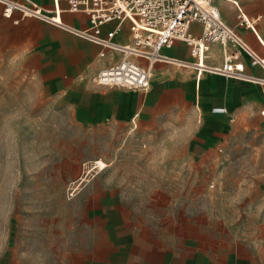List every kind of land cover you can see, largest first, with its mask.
<instances>
[{
  "label": "rangeland",
  "instance_id": "1",
  "mask_svg": "<svg viewBox=\"0 0 264 264\" xmlns=\"http://www.w3.org/2000/svg\"><path fill=\"white\" fill-rule=\"evenodd\" d=\"M7 22L0 25V264H145L148 251L168 248H232L227 258L242 262L252 252L259 263L264 117L249 110L200 154L192 153L202 144L191 134L157 157L163 143L75 122L45 80L35 106L24 62L33 47L21 45L18 24Z\"/></svg>",
  "mask_w": 264,
  "mask_h": 264
},
{
  "label": "crops",
  "instance_id": "2",
  "mask_svg": "<svg viewBox=\"0 0 264 264\" xmlns=\"http://www.w3.org/2000/svg\"><path fill=\"white\" fill-rule=\"evenodd\" d=\"M36 1L46 7L51 3V0ZM213 2L223 20L233 26L255 51L264 55V0ZM238 8L254 20L257 35L250 28L238 25ZM0 14L2 15L1 11ZM258 15L262 19H256ZM62 16L66 22L77 26L88 24L87 15L82 12H64ZM26 17L35 18L14 11L12 18L3 16L0 25L8 28L7 19H11L14 24H18L17 29L23 39L21 45L33 47L24 62L30 65L32 71L28 72H33L34 91L28 98L35 106H42L45 80L44 85L52 91L54 101L65 102L74 111L75 122L114 126L121 135L134 134L136 138L133 140H140L148 146L149 143H163V148L159 144L161 148L157 157L169 154L177 142L187 141L191 134L198 135L196 141L202 144V149H192V153L200 154L206 151L205 148L217 143L218 139H223L235 125L234 120L242 118L249 110L255 111L258 117H264L261 113L264 109V85L209 71L197 75L192 68L173 63L156 62L146 90L97 84L92 79L93 74L114 52H110L107 58H98L99 47L96 44L74 34L63 35L59 29L51 27L49 22L35 18L40 24ZM15 18L17 22L13 21ZM190 28L199 33L201 26L193 22ZM164 52L175 58L192 59L182 41H176L172 47L164 49ZM206 55L204 62L219 66L223 61V48L219 43H212ZM240 58L248 72L255 75L263 73L258 65H249L244 54ZM261 104L263 105L260 107ZM215 106H222L225 111L213 112L212 107ZM152 152L149 155L155 157ZM168 250H150L146 253L145 260L140 259L139 262L252 264L251 257H254V253L247 252L244 254L246 259H242L243 263L236 262L234 258H227L229 253H236L232 248L225 252L198 251L193 254H176L169 248ZM257 264H264V253H259Z\"/></svg>",
  "mask_w": 264,
  "mask_h": 264
},
{
  "label": "built area",
  "instance_id": "3",
  "mask_svg": "<svg viewBox=\"0 0 264 264\" xmlns=\"http://www.w3.org/2000/svg\"><path fill=\"white\" fill-rule=\"evenodd\" d=\"M214 0H51L46 7L36 0H0L4 17L12 18L14 11L57 25L84 40L96 44L98 58L114 55L92 76L95 83L116 85L128 89L146 90L150 85L152 67L156 62L173 63L192 68L197 75L203 71L221 74L264 85V55L255 51L220 15ZM64 12H82L87 15V26L66 22ZM60 15L61 20L54 19ZM238 25L255 32L254 20L240 8ZM256 19H262L258 15ZM17 22V19H13ZM199 23V33L191 30ZM257 35V34H256ZM182 41L188 48L191 60L172 57L164 49ZM212 43L223 48V61L219 66L204 62ZM249 65L263 70L255 75L245 69L241 55ZM213 112H224L222 106L212 107ZM264 114V109L261 111Z\"/></svg>",
  "mask_w": 264,
  "mask_h": 264
},
{
  "label": "bare ground",
  "instance_id": "4",
  "mask_svg": "<svg viewBox=\"0 0 264 264\" xmlns=\"http://www.w3.org/2000/svg\"><path fill=\"white\" fill-rule=\"evenodd\" d=\"M55 18L54 19H56V20H61L60 18H59V16H54ZM51 24V23H50ZM98 164L103 168L106 164H105V162H103L102 160H100V159H98Z\"/></svg>",
  "mask_w": 264,
  "mask_h": 264
}]
</instances>
